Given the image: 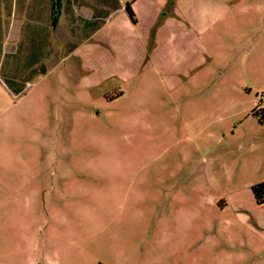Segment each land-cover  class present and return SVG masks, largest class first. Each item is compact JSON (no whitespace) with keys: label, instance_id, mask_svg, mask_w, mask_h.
I'll list each match as a JSON object with an SVG mask.
<instances>
[{"label":"rangeland","instance_id":"rangeland-1","mask_svg":"<svg viewBox=\"0 0 264 264\" xmlns=\"http://www.w3.org/2000/svg\"><path fill=\"white\" fill-rule=\"evenodd\" d=\"M88 2L74 1L73 15L92 14ZM199 2L192 17L200 8L217 25L197 69L172 57L181 31L160 41L158 26L145 50L108 29L122 53L86 42L83 67L67 54L84 32L60 10L37 51L52 52L39 61L47 72L16 96L0 70V264H264V204L252 192L264 183V0ZM0 6L2 63L21 54V76L28 21L21 5L14 16ZM82 67L93 83L124 82L88 88Z\"/></svg>","mask_w":264,"mask_h":264},{"label":"crops","instance_id":"crops-1","mask_svg":"<svg viewBox=\"0 0 264 264\" xmlns=\"http://www.w3.org/2000/svg\"><path fill=\"white\" fill-rule=\"evenodd\" d=\"M65 1L66 5H62L63 8L60 10L61 12L65 10L69 12V23H71V25L69 24L70 28H82L84 26L83 23L95 20V18L105 20V25L90 39L85 40L81 45H76V49H73L72 47L67 54V57L72 56L77 60H80L81 66L83 67L85 59L86 62H88L87 60H89V58L87 59L84 54H77L81 51L80 47L84 46L86 42L95 41L96 44L104 45L105 49L109 50V52L112 51L114 53H118V50H120V54L122 53L124 47H122V42L119 41V38L122 35L119 36V32L114 34L112 30L109 32L107 31L108 29H118L117 26H120V28L122 27L125 30V33H132L136 42L142 48H144V50L148 38H153L151 31L157 26L158 30H160L159 33L157 31V38L160 41L163 33H168L169 28H174L175 30L177 29L179 32L181 31L180 36L184 41L182 48L173 49L171 52L172 57L174 55L176 60L181 63L178 66L179 68L184 67L187 70L197 69L202 66L203 61L206 62V56L211 55V52L207 49L203 41V37H205L215 25H217V20H211L210 22L206 20L207 14L205 10H201L200 8H195L196 10L194 12V16L192 17L191 11L193 7L189 6V2H201V0H92V2L88 3L90 6H92L90 8L93 10V12L90 15H85V18L84 16L80 17L73 15L74 13L78 12L75 7H72L73 2L76 0ZM63 2L64 1L62 0L61 3ZM58 3L59 0H55V5H58ZM3 4L5 3L3 2ZM8 4L9 14H12L15 11V5H21L20 8L25 16V18L22 20L24 22L28 21V23L25 24L26 28H46L50 30V33H52L51 30L54 31V29L58 26L59 18L55 14L60 13V10L53 7V0H8ZM127 4H131V7L136 14L137 24H133L131 21L129 22L127 13L125 11ZM86 10L89 11L88 8H84L82 11L85 12ZM28 17L29 20H26ZM54 19L58 20L56 24H54ZM77 21L82 22L81 27ZM75 22L76 24H73ZM162 22L164 23L162 26H160ZM101 34H105L104 38H106V41L109 43H107L103 38H99ZM31 53L32 58H28L31 59L30 61L37 58H39V60H47L52 57V52L50 55H47L48 52H46L44 58L40 57L36 50H33ZM7 54H12V56H14L17 53H13V51H11ZM192 55H194L196 60L199 61V64L192 66L185 63L187 58L189 60L192 59ZM15 60V58H12V61L9 63L11 68L10 70H14ZM88 66L90 67V65ZM83 71L85 74L83 78L88 85V88L97 87L100 82H113L112 78H116L119 81L124 82L123 78L119 77L118 75H112L99 82L93 83L90 81V77L95 71L91 70L90 68L83 69ZM29 72L30 71H27L25 75H28Z\"/></svg>","mask_w":264,"mask_h":264},{"label":"trees","instance_id":"trees-1","mask_svg":"<svg viewBox=\"0 0 264 264\" xmlns=\"http://www.w3.org/2000/svg\"><path fill=\"white\" fill-rule=\"evenodd\" d=\"M5 3V9L9 11V4L8 0H0V5L3 2ZM61 1L59 0L58 5H55L58 10L61 9ZM1 8V6H0ZM130 21L133 24H137V18L134 10L131 7V4H127L125 9ZM58 20L54 19V24L57 23ZM86 23V25H85ZM83 23L84 26L80 29L83 30V39L88 40L90 39L98 30H100L105 25V20H100L95 18V20H91L89 22ZM0 25H1V17H0ZM29 30L28 38L29 41L33 45V50L38 52H43L44 49L50 46V30L48 29H40V28H31L28 27ZM0 41V70H1V77L6 85L7 89L14 95L18 96L21 95L27 88V83L31 80V78L38 74H45L47 72L46 65L39 63V58L35 60H28L26 65H24V72L30 71L28 75H18L19 69L22 67V60L21 54H16L13 56L15 58V67L14 70H10L9 64L7 65L6 62L2 63V55H3V44ZM73 49H76V45L73 46ZM12 57V54H7ZM7 61V59L5 60ZM37 66V68H35ZM39 66V67H38ZM121 94V93H120ZM118 94V95H120ZM116 95V96H118ZM253 115L260 116L261 111L254 112ZM264 119V115H262ZM253 196L255 198L256 203L260 206L264 204V183L258 184L252 188Z\"/></svg>","mask_w":264,"mask_h":264}]
</instances>
